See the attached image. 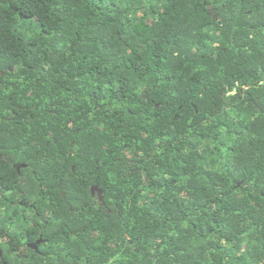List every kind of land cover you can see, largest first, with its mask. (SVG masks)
<instances>
[{
    "label": "trees",
    "instance_id": "obj_1",
    "mask_svg": "<svg viewBox=\"0 0 264 264\" xmlns=\"http://www.w3.org/2000/svg\"><path fill=\"white\" fill-rule=\"evenodd\" d=\"M3 154L0 264H264V0H0Z\"/></svg>",
    "mask_w": 264,
    "mask_h": 264
},
{
    "label": "flooded vegetation",
    "instance_id": "obj_2",
    "mask_svg": "<svg viewBox=\"0 0 264 264\" xmlns=\"http://www.w3.org/2000/svg\"><path fill=\"white\" fill-rule=\"evenodd\" d=\"M3 159H7L5 154L0 155V161H2ZM13 167L18 171V173H20V170L22 168H25L26 165L15 164L13 165ZM92 197L97 200L100 206L104 207V204L100 203V201L98 200L97 193ZM12 204H15V202H12ZM19 204L24 209H26L25 211L17 213L20 217V220H18L17 223L22 226V233H20V235L18 234V238L14 237V239H10L9 237H7L3 239L2 242L4 245L7 242L9 245L8 247L20 253L30 252L29 250H33L36 253H39L40 246L47 241V239L43 237L42 229H44L48 221L42 217L44 216V214L36 211L37 203L20 201ZM109 211L110 210L107 209V212ZM36 235L38 236L37 238Z\"/></svg>",
    "mask_w": 264,
    "mask_h": 264
},
{
    "label": "water",
    "instance_id": "obj_3",
    "mask_svg": "<svg viewBox=\"0 0 264 264\" xmlns=\"http://www.w3.org/2000/svg\"><path fill=\"white\" fill-rule=\"evenodd\" d=\"M73 170H75V168H73ZM96 193H97V197H98V200L100 201V203H102V204H104L103 203V193H104V191L103 190H101L99 187H98V185L97 186H93V187H91V194H92V196H95L96 195ZM62 196L63 197H65V193L63 192L62 193ZM2 255V252H1V250H0V256Z\"/></svg>",
    "mask_w": 264,
    "mask_h": 264
}]
</instances>
